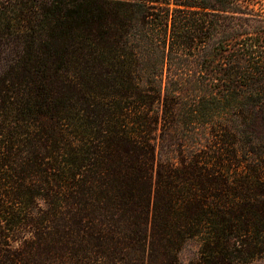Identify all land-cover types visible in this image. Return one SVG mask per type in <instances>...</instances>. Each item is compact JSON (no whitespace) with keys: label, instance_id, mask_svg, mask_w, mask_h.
<instances>
[{"label":"trees","instance_id":"trees-1","mask_svg":"<svg viewBox=\"0 0 264 264\" xmlns=\"http://www.w3.org/2000/svg\"><path fill=\"white\" fill-rule=\"evenodd\" d=\"M258 2L0 0V264L264 258Z\"/></svg>","mask_w":264,"mask_h":264},{"label":"rangeland","instance_id":"rangeland-1","mask_svg":"<svg viewBox=\"0 0 264 264\" xmlns=\"http://www.w3.org/2000/svg\"><path fill=\"white\" fill-rule=\"evenodd\" d=\"M260 7L264 10V0H259ZM259 4H256V6ZM197 254V244L195 241L191 240L185 243L180 250L179 257L182 263H187L189 260H192L196 257ZM250 264H264V258L261 260H256Z\"/></svg>","mask_w":264,"mask_h":264}]
</instances>
